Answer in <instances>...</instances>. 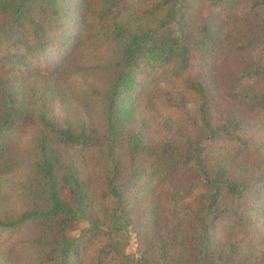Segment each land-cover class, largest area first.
<instances>
[{"label": "trees", "instance_id": "16d2710c", "mask_svg": "<svg viewBox=\"0 0 264 264\" xmlns=\"http://www.w3.org/2000/svg\"><path fill=\"white\" fill-rule=\"evenodd\" d=\"M103 43L104 128L56 119L60 71ZM156 104L191 106L192 136L146 137ZM13 129L33 131L29 207L0 229L30 225L33 264H264V0H0V139ZM219 220L236 232L213 241Z\"/></svg>", "mask_w": 264, "mask_h": 264}, {"label": "rangeland", "instance_id": "374dc122", "mask_svg": "<svg viewBox=\"0 0 264 264\" xmlns=\"http://www.w3.org/2000/svg\"><path fill=\"white\" fill-rule=\"evenodd\" d=\"M78 1V0H77ZM80 24L70 22L67 24L66 35L78 31ZM169 33L179 35L178 26L172 22L168 28ZM117 47V48H116ZM119 45L103 43L93 49H85L83 56L75 57L76 62L81 63L79 72L67 77L66 71H60L59 82L65 93L63 100L50 101L49 108L58 120L70 119L84 122L102 130L105 126V81L108 77V69L115 61L116 50ZM58 55H54L55 60ZM53 58V55H52ZM28 79L27 83H32ZM156 87L163 91L172 92L170 82L160 78ZM155 123L146 130V137L152 140L171 138L185 140L193 134L191 117L193 109L186 106L183 110L162 106H155ZM31 129H13L6 131L0 139V210L12 209L20 212L29 207V196L26 189V178L29 168L34 160L35 150L31 145ZM219 148L218 154L227 155V150ZM125 160V159H123ZM96 172V178L100 175ZM220 205L229 211L231 201L221 199ZM141 206V205H140ZM88 226L85 221H78L76 228L70 233L77 236ZM235 227L229 220H219L213 226L211 235L213 241H218L225 235L234 234ZM32 229L29 224L21 225L17 229L6 231L0 229V252L3 253L7 264H33ZM256 239H264V223L260 222ZM126 254L134 258L140 257L135 228H128V239L124 247Z\"/></svg>", "mask_w": 264, "mask_h": 264}]
</instances>
